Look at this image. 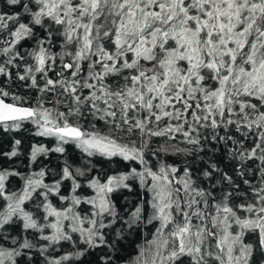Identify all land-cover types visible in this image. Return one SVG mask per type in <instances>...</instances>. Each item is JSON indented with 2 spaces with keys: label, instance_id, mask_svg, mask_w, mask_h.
Instances as JSON below:
<instances>
[{
  "label": "snow or ice",
  "instance_id": "snow-or-ice-1",
  "mask_svg": "<svg viewBox=\"0 0 264 264\" xmlns=\"http://www.w3.org/2000/svg\"><path fill=\"white\" fill-rule=\"evenodd\" d=\"M8 138L0 264H264V0H0Z\"/></svg>",
  "mask_w": 264,
  "mask_h": 264
},
{
  "label": "trees",
  "instance_id": "trees-1",
  "mask_svg": "<svg viewBox=\"0 0 264 264\" xmlns=\"http://www.w3.org/2000/svg\"><path fill=\"white\" fill-rule=\"evenodd\" d=\"M8 101L11 102L10 97L8 98ZM31 127V126H29ZM24 137L23 143H24V149L26 150L28 147H30L31 143H43L47 145L48 147H52L54 144V141L51 140L50 138H42V137H33L30 131H21L18 135H16L15 138H20ZM11 138L5 139L3 143H0V149L2 150H10L11 147ZM67 152L71 156V158L76 162L77 165L83 164L86 162L87 157H84L81 159V153L78 149L75 148L74 145L72 146H66ZM25 156L27 155L26 151L24 152ZM53 162H56L57 159L63 160L64 157L59 156V154H54L51 157ZM170 159H175V158H170ZM24 163L26 164L27 161L25 159ZM82 207H87V206H82Z\"/></svg>",
  "mask_w": 264,
  "mask_h": 264
},
{
  "label": "water",
  "instance_id": "water-1",
  "mask_svg": "<svg viewBox=\"0 0 264 264\" xmlns=\"http://www.w3.org/2000/svg\"><path fill=\"white\" fill-rule=\"evenodd\" d=\"M7 102H9V101H7Z\"/></svg>",
  "mask_w": 264,
  "mask_h": 264
}]
</instances>
